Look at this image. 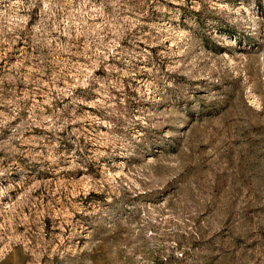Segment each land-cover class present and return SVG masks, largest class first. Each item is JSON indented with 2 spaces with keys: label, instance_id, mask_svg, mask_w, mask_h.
I'll use <instances>...</instances> for the list:
<instances>
[{
  "label": "rangeland",
  "instance_id": "374dc122",
  "mask_svg": "<svg viewBox=\"0 0 264 264\" xmlns=\"http://www.w3.org/2000/svg\"><path fill=\"white\" fill-rule=\"evenodd\" d=\"M0 264H264V0H0Z\"/></svg>",
  "mask_w": 264,
  "mask_h": 264
}]
</instances>
